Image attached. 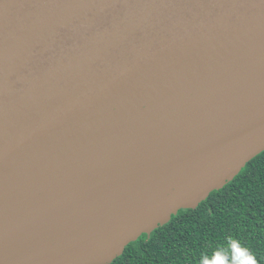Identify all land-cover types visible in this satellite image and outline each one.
<instances>
[{"label": "water", "instance_id": "obj_1", "mask_svg": "<svg viewBox=\"0 0 264 264\" xmlns=\"http://www.w3.org/2000/svg\"><path fill=\"white\" fill-rule=\"evenodd\" d=\"M264 152V0H0V264H112Z\"/></svg>", "mask_w": 264, "mask_h": 264}, {"label": "trees", "instance_id": "obj_2", "mask_svg": "<svg viewBox=\"0 0 264 264\" xmlns=\"http://www.w3.org/2000/svg\"><path fill=\"white\" fill-rule=\"evenodd\" d=\"M230 239L250 249L256 264H264V152L197 209L179 211L112 264H201L202 258L231 264L232 254H224Z\"/></svg>", "mask_w": 264, "mask_h": 264}, {"label": "clouds", "instance_id": "obj_3", "mask_svg": "<svg viewBox=\"0 0 264 264\" xmlns=\"http://www.w3.org/2000/svg\"><path fill=\"white\" fill-rule=\"evenodd\" d=\"M237 251L239 253V258L236 257ZM229 253L233 256L231 264H256L254 254L247 247L240 245L238 240H229L228 249L225 250L224 254L227 256ZM217 259H219L218 255ZM201 264H215V262H210L207 258H202ZM223 264H228L227 260H225Z\"/></svg>", "mask_w": 264, "mask_h": 264}]
</instances>
